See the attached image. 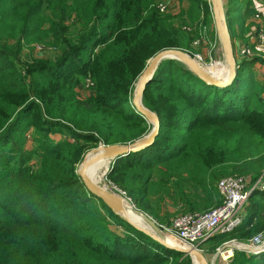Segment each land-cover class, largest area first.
Segmentation results:
<instances>
[{"label": "trees", "instance_id": "1", "mask_svg": "<svg viewBox=\"0 0 264 264\" xmlns=\"http://www.w3.org/2000/svg\"><path fill=\"white\" fill-rule=\"evenodd\" d=\"M158 1L0 0V264H191L120 216L121 234L109 232L104 218L86 212L95 201L109 208L77 174L86 151L133 143L153 129L125 110L132 105L121 94L147 60L166 49L195 53L193 36L159 12ZM39 44L55 55H22ZM252 62L237 60V77L224 88L175 60L159 65L143 94L159 133L150 146L118 158L108 174L139 210L156 220L168 204L182 214L205 213L222 205L223 177L264 174V87ZM78 72L94 80L93 96H78ZM55 123L74 141L42 144L38 136L40 145L27 148L32 125L48 132ZM250 198L243 224L222 241L264 232V190ZM83 215L92 218L96 235L82 234ZM232 264H264V252H236Z\"/></svg>", "mask_w": 264, "mask_h": 264}, {"label": "rangeland", "instance_id": "2", "mask_svg": "<svg viewBox=\"0 0 264 264\" xmlns=\"http://www.w3.org/2000/svg\"><path fill=\"white\" fill-rule=\"evenodd\" d=\"M171 1H173V0H171ZM174 1L181 2V8H182L181 9L180 5H178V10H177L176 14L171 15L172 13L170 14V12H168L169 11V5H170L169 0H159L157 3L156 9L158 7V4L159 5L160 4H166L168 6L166 11L164 13H161V14H165V15L168 14V15L174 17L175 27L181 31L188 32L194 38V41L192 42V50H194L195 53H191V52H188V53L192 57H194V59H195V56H199L202 58V56H201L202 53H200L201 52L200 48H199L200 52L199 51L197 52V50L194 49V47L198 48L199 46L203 45L205 47L204 48L205 50H207V48H208L210 53H212V56H211L212 59H208V61H206V62H204L205 60H203V65L199 62L198 63L200 65H202V67L204 69L212 71L214 73V75H216L218 77H222L223 75H225V72H226V69H225L226 68L225 67L226 58H225L222 43H221L219 36L217 35V32H216V27H215V23H214V19H213V14H212V0H174ZM248 1L250 2V6H251V3L254 2V3L259 4L261 7L258 6L257 7L258 9H257L253 6L254 9L251 10L249 7H246V6L243 7V5H241V2L239 0H236V1L235 0H223V5H224L225 11H227L226 9H227L228 5L232 8V11L230 12V14H228L226 12V20H227V25L229 28L230 35L232 36V34H233V37H234L236 29L240 30V32H241L242 27H240V24L243 20L251 18V19H258L259 22H261V24L264 23V0H248ZM183 4H185L184 5L185 8H183ZM236 6H238V7H236ZM233 7L236 9L233 10ZM193 8H194V10H193ZM190 14H192L191 16L193 17V20L190 19V17H189ZM235 25H237V26L234 27ZM263 29H264V26L262 28L258 27L257 32H259L260 30H263ZM235 39H237V38H235ZM233 42L234 41H232V43ZM233 46L235 48V55L238 59L240 56H239V53L236 51L235 43H233ZM217 49H219V54H216ZM245 49L249 50V48H245ZM27 50H29V51H27ZM27 50L23 51V53H22L23 56H25V54H30L31 56H33L35 58L36 57H38V58H51L55 55V52L53 51V49L51 50V48H49L45 45H42V44L34 45L30 49H27ZM166 50H168V49H166ZM162 51H164V50H162ZM183 51H186V50H183ZM159 53H157V54H159ZM156 55H153L150 59L147 60L146 66L148 65V62ZM242 59H243V61H245L246 59L247 60L253 59V56L246 57V58L242 57ZM175 61H176V63L180 64L181 66L186 67V65L182 61H180V60H175ZM205 63H207V64H205ZM19 64L22 66L24 65V63H19ZM84 67H85V64H84ZM173 73H176V71H174ZM77 74L80 77V79H79L80 82H79V85L76 89L78 96L81 99H86L90 96H93V94H94L93 89H94L95 85H94V80L91 78L90 74H88L87 76H84V77L81 76V73H79V72ZM142 74H143V72L140 74V76L137 78V80L134 82V84L132 85V87L130 89L127 88V89L121 91V94H123V95L127 94L130 98V102H131L132 107H130L129 105L124 106L125 110H127V111H131V110L133 111L134 110L135 112H137L136 109L133 107V99H134V95L136 93L137 87L140 84ZM263 99H264V93H263ZM142 101H143V98H142ZM261 108H264V105H261ZM32 110H35V109H32ZM37 122H38L37 120L31 119V123L35 124ZM55 124L56 125L51 126V128L48 132H45L43 130L37 131L36 127L32 125L30 127V129H28L29 131L25 134V140H26L25 145L27 146V148L32 150L33 148H37V146L40 145L39 143L34 142L36 140L34 138H37L38 136L40 139H38V138L37 139L41 140L42 144H44L42 141L45 138H47L48 141H50V142L51 141H54V142L61 141V140H64L65 137H67V139L71 142L74 141V138H72V134L67 129H65L64 127H61L62 125H58V123H55ZM39 125H41V123H39ZM66 133L68 135H65ZM99 145H101V144H99ZM102 145H105V144H102ZM97 147H95L94 149H96ZM94 149H90V150L86 151L84 157L86 156L87 153H89L90 151H92ZM84 157H83V160H84ZM83 160H82V162H83ZM82 162H80L77 165V171L79 170L80 166L82 165ZM103 169H101V171H99L96 174V176H94L97 184L100 187H102L103 189L108 190L113 195L121 197L126 203L130 202L131 204H134V202L126 196V193L123 190H121L120 188H118L112 182V180H110L109 175L103 176V174H102ZM229 176H233V175H229ZM229 176H226V177H229ZM223 178H225V177H223ZM254 178L255 177H252L253 183H257L261 179L264 180V174L261 177H259L258 179H254ZM99 179L100 180L102 179V180L100 181ZM83 194H84V192H83ZM253 203H254V200H252L250 198L248 204L246 205V208L243 211L244 215L246 214V212L248 213V211L252 207ZM259 205L264 206V200H261L259 202ZM86 210H87L86 212L89 214H92L94 216L96 214H99L98 216H101L102 218H104L108 222L107 223L108 228H106V229L111 233L114 232V233H118V234L120 233L121 234L122 228H118V226H117V225L120 226L119 222L121 219L119 218V215L124 217L127 221H131L135 225H141V223L135 217H133L131 215H126L128 217H125L119 213H118L119 214L118 215L113 210H109L106 207H104L103 205L99 204L98 201H95L91 206L87 207ZM194 213H202V212H194ZM158 214H159L158 220L154 219L152 216H150V217L160 227H162V229H164L166 232L171 227L173 221L176 218H178L179 216L183 215L180 208L173 207L171 204H168V207L160 206V208L158 210ZM185 214H187V213H185ZM53 215H55L56 218H62V214H58V213L54 212ZM75 216H76L75 213H71V217H75ZM78 220H79L78 226H80V227L82 226L81 229H83V231H82L83 235H87V234L96 235L97 234V233L93 232L92 228H91V226L95 227L93 225L92 218H87L86 215H83L81 217H78ZM99 230L102 231V229H100V228H99ZM259 234H257V235H259ZM261 234H264V232H261ZM223 235H226V234H218V235L212 237L211 239L203 241L202 243H200L199 247L197 248L201 251V253H203V255L205 256V258L207 259L208 262H212L214 260L215 261L214 264H232V260L234 258L235 253L236 252H243L244 253V251L231 247V250L233 252V256L231 257V259L229 261H225V260H223V258L220 255L221 253H223V251H225V250H223L222 247L224 245H226V243H228V242H234L233 245H240L241 246L243 243H248L252 238L257 236V235H255L254 237L246 240L245 242H241V240L238 238L232 239L231 241L230 240L229 241H222L221 239H223L222 238ZM173 243H174V245H177V247H180V246H178V244L176 242L173 241ZM180 248H182V247H180ZM217 254H219L218 257H216ZM189 259L191 261V264H194V262L190 256H189ZM195 260H196V258H195ZM196 263L201 264L198 260H196Z\"/></svg>", "mask_w": 264, "mask_h": 264}, {"label": "water", "instance_id": "3", "mask_svg": "<svg viewBox=\"0 0 264 264\" xmlns=\"http://www.w3.org/2000/svg\"><path fill=\"white\" fill-rule=\"evenodd\" d=\"M212 14L216 32L222 43L226 58L225 75H223L222 77H218L214 75L212 71L204 69L202 65H200L194 59V57H192L186 51L178 49H168L160 52L148 62V65L146 66L141 76L142 84L137 87L133 99V107L136 109L137 113L140 114L149 124L153 126L151 132L133 143L124 145H99L96 149L86 154L82 165L77 171L78 176L83 181L87 190L93 196L99 198L109 209L113 210L117 214L119 210L126 212L130 211L133 216L139 220L141 225H135L131 221H127L124 217L120 216L119 214L118 215L122 219L133 225L137 230L145 233L165 248L190 256L194 264H197L195 258L201 264H214L215 261L213 260L212 262H208L199 249L180 248L172 245L168 239V234L166 233V231L162 229V227H160L149 215L139 210L136 205L131 204L130 202H128L129 205L124 204L118 197H116V195H113L108 190L100 187L92 176L91 171L96 164L102 161H109L108 168L103 174V176H108L112 165H114L115 161L118 158L141 151L150 146L156 139L160 129L158 116L144 106L142 98L146 86L152 81L159 65L163 61H182L195 76L209 85L224 88L233 83V81L237 77L238 65L232 38L227 25L226 11L224 10L223 0H212ZM233 243L234 242L230 244L233 248L242 250L246 253H256L255 251L243 246L233 245ZM228 247L229 245H224L222 248L223 250H225ZM218 255L219 254H217L216 257H218Z\"/></svg>", "mask_w": 264, "mask_h": 264}, {"label": "built area", "instance_id": "4", "mask_svg": "<svg viewBox=\"0 0 264 264\" xmlns=\"http://www.w3.org/2000/svg\"><path fill=\"white\" fill-rule=\"evenodd\" d=\"M167 7L166 4H158L157 10L164 13ZM257 42L264 46V29L257 33ZM239 56L246 58L252 56V54L244 48L240 50ZM195 60L201 63L199 56H195ZM217 187L223 200L221 206L206 213L183 214L173 221L166 233L184 246L197 249L200 243L218 234L234 232L244 222L243 211L252 192L256 189L264 190V180L261 179L257 183H253L251 177L233 175L222 178ZM230 244L232 242L226 243L229 247L223 251L224 254L231 249ZM241 246L255 251L254 254L264 252V234L255 236L248 243H243ZM220 255L225 261H229L233 256L227 254L223 257L222 253Z\"/></svg>", "mask_w": 264, "mask_h": 264}, {"label": "crops", "instance_id": "5", "mask_svg": "<svg viewBox=\"0 0 264 264\" xmlns=\"http://www.w3.org/2000/svg\"><path fill=\"white\" fill-rule=\"evenodd\" d=\"M239 1L241 2V5H243V7L244 6L249 7L251 10H253L254 7L257 8L258 6H260L259 4L254 3V2H252L250 6V2L248 0H239ZM169 3L170 5H169L168 12H170V14L172 13L171 15L176 14L178 10V5H180V8H181V2L169 0ZM184 5L185 4H183V8H185ZM262 24L261 22H259L258 19L248 18L244 20L243 27L242 25H240V27H242L241 32L240 30L236 29L232 41H234L233 43H235L236 51L238 53L242 48L243 49L249 48V51L251 52L253 56V59H248L250 61H253L252 64L250 65L251 71L255 73V79L258 82H260L264 87V46L260 45L257 42V33H258L257 28L258 27L262 28L264 26V23ZM236 26L237 25H235L234 27ZM199 48L201 52L199 51ZM204 48L205 47L203 45L199 46L198 48L194 47V49H196L197 52L199 51L200 53H202L201 56L203 59L200 57V62L202 65H203V60H205L204 62H206L208 61V59H212L211 57L212 53H210L208 48L207 50H205ZM216 54H219V49L216 50ZM237 60H239L240 62L243 61L242 57H239Z\"/></svg>", "mask_w": 264, "mask_h": 264}, {"label": "bare ground", "instance_id": "6", "mask_svg": "<svg viewBox=\"0 0 264 264\" xmlns=\"http://www.w3.org/2000/svg\"><path fill=\"white\" fill-rule=\"evenodd\" d=\"M142 84V81L140 80V84H139V86ZM108 165H109V161H102V162H100V163H98V164H96L95 166H94V168L92 169V171H91V174H92V176L94 177V176H96V174L99 172V171H101V169H103L102 171H103V173L102 174H104L105 172H106V170H107V168H108ZM102 176V175H101ZM101 178V177H100ZM95 179V178H94ZM100 180V179H99ZM102 180V179H101ZM100 180V181H101ZM116 197H118V196H116ZM124 204H126V205H129L128 203H126L121 197H118ZM118 213L119 214H121V215H123V216H125V217H128V216H126V215H131V216H133V214L129 211V212H126V211H121V210H119L118 211ZM134 217V216H133ZM137 219V218H136ZM138 220V219H137ZM139 221V220H138ZM168 239H169V241L171 242V244L172 245H174V243H173V241L174 242H176L177 244H178V246H180V247H182V248H188V247H186V246H184L183 244H181L179 241H177L176 239H174L172 236H168ZM173 240V241H172ZM174 246H177V245H174ZM221 253V252H220ZM229 255V256H232L233 255V252H232V250L231 249H229V252L228 253H226V254H224V253H222V256L223 257H225L226 255ZM197 260V259H196Z\"/></svg>", "mask_w": 264, "mask_h": 264}]
</instances>
